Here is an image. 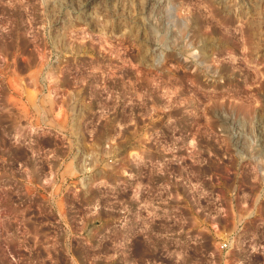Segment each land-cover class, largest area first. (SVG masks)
<instances>
[{
    "label": "rangeland",
    "instance_id": "rangeland-1",
    "mask_svg": "<svg viewBox=\"0 0 264 264\" xmlns=\"http://www.w3.org/2000/svg\"><path fill=\"white\" fill-rule=\"evenodd\" d=\"M147 168L178 264H264V0H0V264L121 263Z\"/></svg>",
    "mask_w": 264,
    "mask_h": 264
},
{
    "label": "built area",
    "instance_id": "built-area-1",
    "mask_svg": "<svg viewBox=\"0 0 264 264\" xmlns=\"http://www.w3.org/2000/svg\"><path fill=\"white\" fill-rule=\"evenodd\" d=\"M147 168V171L140 173L141 179L146 180L147 188H157L158 192L155 195L156 206L162 205V201L170 204L171 211L166 214L160 215L145 214L126 218V226L124 231V239L122 245L123 261L121 263L112 264H178L176 236L177 232L173 231L176 226L172 225V221L178 218L179 213L175 209V202L178 201L177 193L171 194L169 197H162L164 188L174 190L176 187L185 189L186 193L181 194L180 197L187 203L193 202L194 193L192 191L193 183L192 176L188 173V168H184L183 172H178V168H162L158 170L155 175H152ZM185 173V175H182ZM189 174V175H188ZM126 176L128 181L133 180L131 168H126ZM165 180V184L161 179ZM156 181V182H155ZM179 182V184H177ZM146 187V185H145ZM201 199V198H200ZM161 200V201H160ZM153 215V216H152ZM164 217L166 222V232L162 234L170 237V244L162 246L158 243L160 234L152 231L151 227L158 225V217ZM163 219V218H162ZM231 238L228 237L225 241L218 245L220 251L227 252L231 250ZM143 245L138 247L137 243ZM69 264H81L77 260L71 261Z\"/></svg>",
    "mask_w": 264,
    "mask_h": 264
},
{
    "label": "crops",
    "instance_id": "crops-1",
    "mask_svg": "<svg viewBox=\"0 0 264 264\" xmlns=\"http://www.w3.org/2000/svg\"><path fill=\"white\" fill-rule=\"evenodd\" d=\"M164 222H166L165 218H163ZM172 225L178 227L179 225H182L184 228L192 230L194 232V235L192 236V241L194 243V248L196 249L198 246V239H197V230L200 227V222L196 217V214L192 213L190 215L188 214H181L176 218V220L172 221Z\"/></svg>",
    "mask_w": 264,
    "mask_h": 264
},
{
    "label": "bare ground",
    "instance_id": "bare-ground-1",
    "mask_svg": "<svg viewBox=\"0 0 264 264\" xmlns=\"http://www.w3.org/2000/svg\"><path fill=\"white\" fill-rule=\"evenodd\" d=\"M178 189H180V188H178ZM182 191H184V190H182ZM178 195V194H177ZM194 196H196V195H194ZM194 198V197H193ZM194 201H195V199H193ZM186 202V201H185ZM195 208V207H194ZM197 211H198V209H197ZM138 212V211H137ZM137 216V215H136ZM91 264V263H90ZM93 264V263H92Z\"/></svg>",
    "mask_w": 264,
    "mask_h": 264
}]
</instances>
